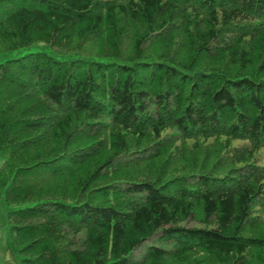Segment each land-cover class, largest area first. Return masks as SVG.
Listing matches in <instances>:
<instances>
[{"label": "trees", "instance_id": "obj_1", "mask_svg": "<svg viewBox=\"0 0 264 264\" xmlns=\"http://www.w3.org/2000/svg\"><path fill=\"white\" fill-rule=\"evenodd\" d=\"M263 150L264 0H0V264H264Z\"/></svg>", "mask_w": 264, "mask_h": 264}, {"label": "rangeland", "instance_id": "obj_2", "mask_svg": "<svg viewBox=\"0 0 264 264\" xmlns=\"http://www.w3.org/2000/svg\"><path fill=\"white\" fill-rule=\"evenodd\" d=\"M5 223H6V213H5V210L2 204L0 203V259L3 254L5 237H6ZM146 246H147V243H144L142 246H140L139 250H137V252L135 253V256L139 257L141 253L145 250Z\"/></svg>", "mask_w": 264, "mask_h": 264}]
</instances>
